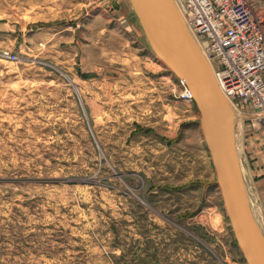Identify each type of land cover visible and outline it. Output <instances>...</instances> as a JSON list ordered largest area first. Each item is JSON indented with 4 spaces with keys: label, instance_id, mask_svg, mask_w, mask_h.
Wrapping results in <instances>:
<instances>
[{
    "label": "rangeland",
    "instance_id": "obj_1",
    "mask_svg": "<svg viewBox=\"0 0 264 264\" xmlns=\"http://www.w3.org/2000/svg\"><path fill=\"white\" fill-rule=\"evenodd\" d=\"M149 46L129 0H0V264H246L197 106ZM251 113L235 133L262 225Z\"/></svg>",
    "mask_w": 264,
    "mask_h": 264
},
{
    "label": "water",
    "instance_id": "obj_2",
    "mask_svg": "<svg viewBox=\"0 0 264 264\" xmlns=\"http://www.w3.org/2000/svg\"><path fill=\"white\" fill-rule=\"evenodd\" d=\"M155 55L193 95L235 241L246 264H264V234L252 212L236 149V115L174 0H130Z\"/></svg>",
    "mask_w": 264,
    "mask_h": 264
},
{
    "label": "built area",
    "instance_id": "obj_3",
    "mask_svg": "<svg viewBox=\"0 0 264 264\" xmlns=\"http://www.w3.org/2000/svg\"><path fill=\"white\" fill-rule=\"evenodd\" d=\"M174 1L209 58L221 91L235 109L252 110L251 120L264 127V31L262 21L252 13V0ZM6 58L16 61L10 54ZM181 84L183 97L194 102Z\"/></svg>",
    "mask_w": 264,
    "mask_h": 264
},
{
    "label": "crops",
    "instance_id": "obj_4",
    "mask_svg": "<svg viewBox=\"0 0 264 264\" xmlns=\"http://www.w3.org/2000/svg\"><path fill=\"white\" fill-rule=\"evenodd\" d=\"M235 137H236V135H235ZM235 141H236V138H235ZM207 148H208V146H207ZM236 148H238L237 147V141H236ZM209 150V149H208ZM237 151H238V149H237ZM210 152V151H209ZM210 155H211V153H210ZM212 157V156H211ZM212 161H213V159H212ZM214 164V163H213ZM249 172H250V175H256L255 174V172L254 171H252V170H249ZM260 172H264V169L263 168H261V170L260 171H258V173H260ZM244 178H245V180H246V176L244 175ZM264 181V180H263ZM264 183V182H263ZM247 189H248V186H247ZM249 190V189H248ZM248 194H249V196H250V198H251V208H252V212H253V214H254V210H253V206H254V203H253V199H252V197H251V194H250V191H248ZM257 194H259V192L257 193ZM253 196H254V198H255V200H256V196H255V192H253ZM258 198V197H257ZM261 205H262V207H263V211H262V225H260V223L258 222V220L256 219V216H255V214H254V217H255V219H256V221H257V223H258V226L260 227V229H261V231H262V233L264 234V202L263 203H261Z\"/></svg>",
    "mask_w": 264,
    "mask_h": 264
},
{
    "label": "bare ground",
    "instance_id": "obj_5",
    "mask_svg": "<svg viewBox=\"0 0 264 264\" xmlns=\"http://www.w3.org/2000/svg\"><path fill=\"white\" fill-rule=\"evenodd\" d=\"M130 1V0H129ZM130 3H131V1H130ZM177 4V3H176ZM131 5H132V3H131ZM178 6V5H177ZM132 8H133V6H132ZM179 8V7H178ZM180 9V8H179ZM180 11H181V9H180ZM181 14H182V11H181ZM182 16H183V14H182ZM184 18V17H183ZM189 33L191 34V32L189 31ZM192 35V34H191ZM193 36V35H192ZM194 38V37H193ZM195 41H196V43L198 44V46H199V48L201 49V47H200V45H199V43H198V41H197V39H194ZM146 42V41H145ZM150 47V46H149ZM201 51H203L202 49H201ZM203 53V52H202ZM160 60V59H159ZM207 60H209V58L207 57ZM161 61V60H160ZM162 62V61H161ZM209 63H211L210 61H208ZM221 90V89H220ZM222 92V91H221ZM222 94L224 95V93L222 92ZM224 97H226L225 95H224ZM228 100V99H227ZM229 101V100H228ZM230 103V102H229ZM231 104V106L233 107V110H235L236 111V109L234 108V106H233V104L232 103H230ZM237 115H239V116H241L239 113H237ZM236 115V116H237ZM237 118V117H236ZM236 138V137H235ZM236 149H238V148H236ZM238 152V151H237ZM239 155V154H238ZM239 159H240V157H239ZM240 166H241V162H240ZM242 170V169H241ZM242 175H243V173H242ZM248 199H249V197H248ZM250 202V201H249ZM251 205V204H250Z\"/></svg>",
    "mask_w": 264,
    "mask_h": 264
}]
</instances>
